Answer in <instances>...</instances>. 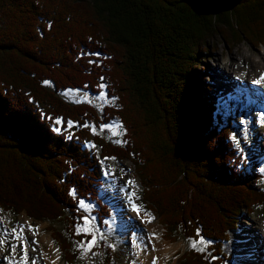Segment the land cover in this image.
<instances>
[{"label":"trees","instance_id":"16d2710c","mask_svg":"<svg viewBox=\"0 0 264 264\" xmlns=\"http://www.w3.org/2000/svg\"><path fill=\"white\" fill-rule=\"evenodd\" d=\"M213 36L264 46V0H0V209L64 223L52 238L75 264L81 203L111 217L101 161H129L162 239L206 243L179 264H234L224 246L264 190L195 71ZM67 90L116 106L100 114ZM116 119L123 144L93 132Z\"/></svg>","mask_w":264,"mask_h":264},{"label":"rangeland","instance_id":"374dc122","mask_svg":"<svg viewBox=\"0 0 264 264\" xmlns=\"http://www.w3.org/2000/svg\"><path fill=\"white\" fill-rule=\"evenodd\" d=\"M205 46L210 52L205 56L206 60L203 59L201 62V67L195 71H197L196 73L200 80L206 81L211 86L210 92L206 91L209 98L217 106L216 108H219L218 114H221L223 120L228 125L230 124V128L235 131L233 142L236 144L239 149V154L242 157L240 168L247 167V173L253 175L254 185L264 190V164L260 162V157H262L261 161L264 159V116H260L259 112L254 109L251 114H247L246 118L243 115L244 110L238 107L240 104L230 106L229 101L231 96H228L229 89L223 90L219 88L223 83L220 81L217 71H215L216 69H220V72H224L230 80V83L234 82L240 86L246 85V82L240 81L238 77L232 74L236 68H225L223 67V63L228 65L230 58L235 57L236 63L241 65L243 70L246 71L245 78H247L249 76L248 71H252L255 66L254 64H258L259 59L257 55L260 51L262 53L264 52V46L255 48L246 42L236 45L228 44L220 36H213L208 40V45ZM244 56L245 58H253L254 62L248 63L247 61H243ZM221 61L223 62L221 63ZM102 88L104 90V85H102ZM61 96L71 104H89L100 114L106 107L116 106V100L108 98L105 91L97 95H92L81 90H67ZM247 97L254 100V108H258L264 112L263 92L254 93L250 91ZM247 102L245 100L246 105H248ZM92 130L94 133L116 144H123L124 129L117 119L111 124H104L99 129H96L92 125ZM101 169L103 178L102 186L99 189L100 199L110 208L111 217L103 223H100L95 214L96 207L90 203H83L81 210L83 211L84 217L77 224V228L85 227L84 219L87 217L90 221L92 231L91 234L77 233L76 231V234L81 235L84 241L83 243L73 242V249L78 251V259H76L75 264H134L142 260L140 256V246H142L141 238H143L145 227H147L146 225L143 226L135 216V212H137L136 205H139L140 211H143L139 181L134 176L133 165L129 161H118L113 158L105 159L101 161ZM257 179H259L258 182L256 181ZM116 206L118 207L116 208ZM157 221L155 219L154 223L158 225V229L153 235H158L160 240L163 241L162 234L164 230ZM263 221L264 205L256 207L250 212H244L238 220L237 230L230 233V241L224 246V253L232 257L234 264L264 263ZM24 223L28 224L27 231L30 232L29 241L32 243L34 252L36 253L35 257H33L35 260L33 259L32 264L39 263V258L42 257L40 243L37 237L38 230L41 227H44L43 234L50 236L57 248L58 246L52 238L50 227L55 228L59 232H66V225L64 223L38 222L29 219L25 213L14 216L0 209V241L3 242L0 243V264H11V259L15 258L18 248L22 251L18 259L21 261L26 260L24 258L25 249L28 254L31 247L22 238L26 228ZM21 228H23L24 232L21 231ZM126 228H136L140 233L136 230L129 232ZM151 229L154 231V225ZM245 232L248 234L252 233V238L248 235L246 237ZM93 237H95L97 243L91 250L82 247V245L86 246L87 242ZM162 243L167 247L170 245L172 247L174 246V249L171 250H175V253L166 256L168 264H179V257L185 251L193 248L191 242L184 239H180L174 244L165 241ZM205 245L206 243L203 245L197 243V248L203 249ZM235 246L240 252L239 255L235 251ZM252 246L254 249H251ZM261 246L263 247V251L259 252L258 250L261 249ZM14 248L15 251H13ZM58 250L60 252L59 248ZM243 253L245 254L243 255ZM60 254L62 258L61 264H66L65 257L61 252Z\"/></svg>","mask_w":264,"mask_h":264},{"label":"bare ground","instance_id":"6f19581e","mask_svg":"<svg viewBox=\"0 0 264 264\" xmlns=\"http://www.w3.org/2000/svg\"><path fill=\"white\" fill-rule=\"evenodd\" d=\"M257 58L259 59L258 64L253 63L255 65L254 69L252 71H248L249 76L247 78H245L246 71L243 70L241 65L236 63L237 61L235 57L230 58V62H228V65L223 63V67L225 68L227 67L236 68V70H234L232 74L238 77L240 81L247 83L246 85H243V86L235 84L234 82L230 83V80L226 77L224 72H220V69L215 70L217 71V75L220 81L223 83L221 86H219V88L223 90L229 89L228 96H231L229 105L233 106V105L240 104L238 105V107L244 110L243 115H245L246 118H247V114H251L254 109H256L259 112L260 116H264V112L262 110L253 107V105H255V103L253 102L254 100L252 98L247 97L248 94H250V91H253L254 93H257V92L264 93V80L261 79V77L264 76V52L263 53L262 51L258 52ZM243 59H244L243 61H247L248 63L254 62L253 58H250V57L245 58L244 56ZM222 62L223 61H221V63ZM257 81H260V82L257 83ZM232 91H236V92H232ZM262 99L264 101V97ZM245 100L248 101L247 102L248 105L245 104ZM260 158L262 159V157ZM261 159H260V162L264 164V159L263 161H261ZM117 207L118 206H116V208ZM135 207H137L138 209V211L135 212V216L140 220L143 226L146 225L147 227H145V231H144L145 234L143 238H141L142 246H140L141 248L140 256L142 260L137 261L134 264H154V262L155 264H168V260L166 259V256L175 253L174 252L175 250H171V249H174V246L172 247V245H170L169 247H167L164 243H162L163 241L160 240L158 235H153L158 229V225L154 223L155 219L152 217L150 213H144L143 211H140L139 205H136ZM263 224H264V221H263ZM24 225H26V228H25V233H23L24 236L22 238L26 243L27 242L29 243L28 245L31 247V250L27 254L26 260L21 261L18 259V257H20V255L22 254V251H20V249L18 248L19 251L17 250L15 258L11 259L12 260L11 264H32L33 259H34L33 257H35L36 255V253L34 252L32 243L29 241L30 232L27 231L28 224L24 223ZM153 225H154V231L151 229ZM43 228L44 227H41L38 230V235H37L39 239V243H40L42 257L39 258V263H36V262L35 263L36 264H61L62 263L61 254L58 248L54 245L51 237L48 235L45 236L43 234ZM126 230L129 232H134L136 230L138 233H140L136 228H126ZM245 235L246 237L248 235L250 238H252V233L248 234L247 232H245ZM259 239L261 240V238ZM28 245H26V247H28ZM252 248L253 246L251 247V249ZM229 249H232V248H229ZM235 251L237 252L238 255L240 254L236 246H235ZM258 251L259 252L263 251V247L261 246V249ZM244 254L245 253H243V255ZM260 264H264V263H260Z\"/></svg>","mask_w":264,"mask_h":264},{"label":"snow or ice","instance_id":"6c2138e0","mask_svg":"<svg viewBox=\"0 0 264 264\" xmlns=\"http://www.w3.org/2000/svg\"><path fill=\"white\" fill-rule=\"evenodd\" d=\"M103 79V78H101ZM262 80H264V76L261 77ZM260 81H257V83H259ZM56 123H60L59 120L56 121ZM131 183V182H130ZM81 206H83V203H81ZM138 211V209H136ZM84 223H85V227L82 228H77L76 231L77 233H86V234H91V227H90V221L88 220L87 217H85L84 219ZM21 231H23V228H21ZM197 236H199V233H197ZM0 243H3L2 241H0ZM97 243V240L95 239V237H93L90 241L87 242V245H82V247H86L87 250H91ZM197 243H199L200 245L205 244V241L203 239H200L198 242L197 241H192L191 242V246L193 248H197ZM13 251H15V248L13 249ZM27 257V250L25 249V259ZM155 264V262H154Z\"/></svg>","mask_w":264,"mask_h":264},{"label":"water","instance_id":"95a60500","mask_svg":"<svg viewBox=\"0 0 264 264\" xmlns=\"http://www.w3.org/2000/svg\"><path fill=\"white\" fill-rule=\"evenodd\" d=\"M76 129V128H75ZM163 229V228H162Z\"/></svg>","mask_w":264,"mask_h":264}]
</instances>
